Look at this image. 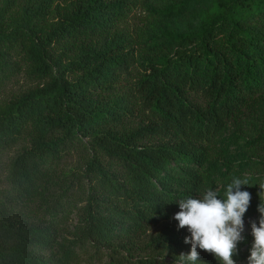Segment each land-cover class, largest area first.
<instances>
[{"label": "trees", "instance_id": "16d2710c", "mask_svg": "<svg viewBox=\"0 0 264 264\" xmlns=\"http://www.w3.org/2000/svg\"><path fill=\"white\" fill-rule=\"evenodd\" d=\"M130 1L0 0V87L19 74L37 84L0 105V151L20 146L0 264H83L86 248L88 264H176L191 251L178 201L211 188L229 127L249 123L264 143V0H176L151 13L164 18L154 36L124 27ZM193 1L197 27L180 32L170 20ZM74 151L85 164L68 170ZM74 213L67 245L55 216Z\"/></svg>", "mask_w": 264, "mask_h": 264}, {"label": "rangeland", "instance_id": "374dc122", "mask_svg": "<svg viewBox=\"0 0 264 264\" xmlns=\"http://www.w3.org/2000/svg\"><path fill=\"white\" fill-rule=\"evenodd\" d=\"M131 1L135 7L124 27L134 36L140 28H144L148 35L154 36L155 34H159L164 18L153 19L151 13L155 10H167L173 1L176 0ZM202 7V3L193 1L188 7L189 14L187 16L180 15L174 17L170 20V23L180 32H186L189 28H195L197 27V20L194 19V16L201 11ZM138 53L136 52L137 60L141 58ZM36 86V82L29 80L24 74L13 77L5 85L0 87V105L19 97L22 93ZM258 132L259 130L249 123H245L243 126L238 127L231 125L218 143V147L214 151L216 157H214L212 161V164L217 161V166L221 169L212 176L211 188L217 189L220 192L224 191L226 185L230 183L234 177L246 178L250 183V185L242 186V190H247L251 193L252 199L249 210L244 217L245 228L242 233L243 239L238 244V250L245 254L246 257L242 260H236L237 264H247V257L253 240L251 235V224L252 222L258 223L260 213L257 209L262 203V199H264V189H261L258 185L259 183H264V173L256 174L248 172V167L250 165L264 168V143L259 144L257 141L259 138ZM19 150L20 146L10 150L0 151V197L10 190L8 185L10 168ZM219 153H221V155H218ZM85 160L86 156L74 151L63 160L62 166L68 170H78L84 166ZM51 163L52 159H49L47 165L50 166ZM60 219L61 215L55 216V220L59 222L60 229L62 230L61 240L63 243L65 242L67 245H70V243L78 238L77 230L81 226L80 218L77 213H74L68 218L66 223H61ZM78 251H81L80 253L84 259L83 264H88L90 262L89 258L93 256L92 249L86 248Z\"/></svg>", "mask_w": 264, "mask_h": 264}, {"label": "clouds", "instance_id": "9594fccd", "mask_svg": "<svg viewBox=\"0 0 264 264\" xmlns=\"http://www.w3.org/2000/svg\"><path fill=\"white\" fill-rule=\"evenodd\" d=\"M244 185H250L246 178L234 177L223 193L209 188L198 198L189 196L178 201L180 211L174 219L178 230L187 228L189 235L184 242L191 245V251L180 254L176 264H198V249L213 254L219 264H237L233 257L243 239L244 217L252 199L249 191L242 190ZM258 185L264 189V183ZM257 211L260 218L251 224L253 240L247 264H264V199Z\"/></svg>", "mask_w": 264, "mask_h": 264}]
</instances>
